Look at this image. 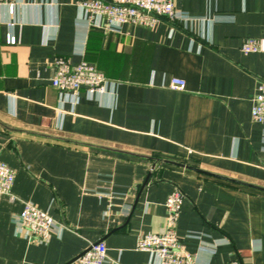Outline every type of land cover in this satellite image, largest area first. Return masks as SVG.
I'll return each instance as SVG.
<instances>
[{
	"label": "crops",
	"instance_id": "obj_1",
	"mask_svg": "<svg viewBox=\"0 0 264 264\" xmlns=\"http://www.w3.org/2000/svg\"><path fill=\"white\" fill-rule=\"evenodd\" d=\"M76 1L0 6V163L16 172L15 199L0 196V264H80L99 241L106 264H159L137 242L164 230L175 189L198 264H264V126L251 116L264 51L241 50L264 45V0H175L188 19L119 31ZM56 57L94 65L107 93L63 102ZM26 202L58 221L49 242L18 229Z\"/></svg>",
	"mask_w": 264,
	"mask_h": 264
},
{
	"label": "built area",
	"instance_id": "obj_2",
	"mask_svg": "<svg viewBox=\"0 0 264 264\" xmlns=\"http://www.w3.org/2000/svg\"><path fill=\"white\" fill-rule=\"evenodd\" d=\"M13 0H0L1 5H9L10 13H14ZM77 5L87 12L88 23L94 19L105 20V27L110 31H119L125 25L153 28L162 20L171 22L188 19V14L177 10L175 0H77ZM14 42L12 35L9 36ZM245 54L264 51V45L254 38L246 39L241 47ZM52 86L60 93L65 102L72 97L74 104L82 89L90 99L107 93L110 81L94 65L82 61L73 64L67 57H56L50 64ZM170 88L184 91L186 82L181 78H173ZM252 120L264 126V81H260L253 99ZM16 172L8 165L0 163V196L12 195ZM185 195L175 189L166 201L168 210L167 224L161 233H141L137 242V250L153 254L159 264H198L197 255L188 251L178 234V220L184 204ZM19 230L26 233L31 243H47L52 238L59 223L49 213L34 204L26 202L23 211L16 217ZM213 252V251H212ZM108 248L104 241L91 243L89 248L77 259L80 264H106ZM226 264H240L238 261Z\"/></svg>",
	"mask_w": 264,
	"mask_h": 264
},
{
	"label": "water",
	"instance_id": "obj_3",
	"mask_svg": "<svg viewBox=\"0 0 264 264\" xmlns=\"http://www.w3.org/2000/svg\"><path fill=\"white\" fill-rule=\"evenodd\" d=\"M250 186V185H249ZM264 190V189H263Z\"/></svg>",
	"mask_w": 264,
	"mask_h": 264
}]
</instances>
